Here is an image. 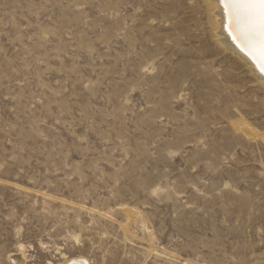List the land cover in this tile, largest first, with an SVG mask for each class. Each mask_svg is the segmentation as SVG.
I'll list each match as a JSON object with an SVG mask.
<instances>
[{"label": "rangeland", "instance_id": "1", "mask_svg": "<svg viewBox=\"0 0 264 264\" xmlns=\"http://www.w3.org/2000/svg\"><path fill=\"white\" fill-rule=\"evenodd\" d=\"M209 0H0V264H264V85Z\"/></svg>", "mask_w": 264, "mask_h": 264}, {"label": "snow or ice", "instance_id": "2", "mask_svg": "<svg viewBox=\"0 0 264 264\" xmlns=\"http://www.w3.org/2000/svg\"><path fill=\"white\" fill-rule=\"evenodd\" d=\"M219 3L228 16L233 39L239 41L264 73V0H219Z\"/></svg>", "mask_w": 264, "mask_h": 264}, {"label": "bare ground", "instance_id": "3", "mask_svg": "<svg viewBox=\"0 0 264 264\" xmlns=\"http://www.w3.org/2000/svg\"><path fill=\"white\" fill-rule=\"evenodd\" d=\"M212 5L215 7V18L216 22L220 25V29L218 31L219 37L218 41L221 45H223L227 50L232 51L233 53L237 54L240 58H242L251 70L257 76L259 82L264 85V73L259 70L257 63L251 58L248 54L247 50L244 49L239 41L233 39V31L228 26V16L223 8V6L219 3V0H209ZM91 264V262L83 255H76L66 257L65 261L61 264ZM14 264H27L26 259L21 256H17L14 260Z\"/></svg>", "mask_w": 264, "mask_h": 264}]
</instances>
